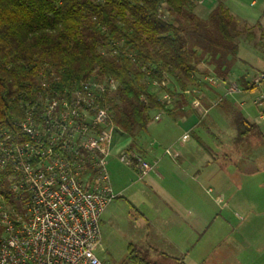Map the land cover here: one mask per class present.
Wrapping results in <instances>:
<instances>
[{"label":"trees","instance_id":"obj_1","mask_svg":"<svg viewBox=\"0 0 264 264\" xmlns=\"http://www.w3.org/2000/svg\"><path fill=\"white\" fill-rule=\"evenodd\" d=\"M163 1L172 20L160 16ZM193 5V0H0V124L22 117L21 93L45 64L54 63L65 82L92 74L115 78L118 130L129 135L147 130L150 110L167 109L162 92L183 93L196 82L204 58L215 64L216 76L226 77L238 39L247 32L222 2L207 19L195 14ZM168 77L175 90H168ZM241 79L244 89H264V79ZM235 122L239 141L256 130L239 112ZM0 191L6 192L5 170ZM131 257L136 264H156L136 249Z\"/></svg>","mask_w":264,"mask_h":264},{"label":"built area","instance_id":"obj_2","mask_svg":"<svg viewBox=\"0 0 264 264\" xmlns=\"http://www.w3.org/2000/svg\"><path fill=\"white\" fill-rule=\"evenodd\" d=\"M160 16L172 20L165 1ZM39 75L20 95L22 117L0 124V170L6 171L0 264H105L96 249L102 215L118 196L109 170L118 131L112 108L118 81L92 74L65 82L54 63L45 64ZM263 79L261 73L254 80ZM239 89L233 80L227 93ZM160 99L169 106L174 96L163 91ZM256 101L264 116V95ZM193 106L201 107L200 100ZM117 157L140 175L156 166L132 147Z\"/></svg>","mask_w":264,"mask_h":264},{"label":"crops","instance_id":"obj_3","mask_svg":"<svg viewBox=\"0 0 264 264\" xmlns=\"http://www.w3.org/2000/svg\"><path fill=\"white\" fill-rule=\"evenodd\" d=\"M219 2L248 24L245 40L238 39L239 52L231 71L224 78L216 76L215 64L204 58L194 75L195 83L183 93L177 90L166 110H150L147 130H136L133 135L119 130L115 134V153L127 143L126 146L138 150L156 166L148 174L140 175L113 155L109 162L111 184L118 194L116 198L121 200H112L103 214L107 219H116L126 203L132 204L137 209L140 238H147L154 251L175 259L192 256L206 239L204 244L207 241L214 244L210 252H220L223 259L232 260L231 264H264V238H253L255 235L211 238L224 231L225 223L237 233V226L227 221L226 214L220 213V208L227 209L218 203L220 199L227 197L230 201L242 189H249L250 194L261 199L264 196V116L262 106L256 101L258 95L253 94L259 90V95H264V89L261 86L244 89L242 76L255 80L245 73L235 77L239 64L259 61L251 50L256 38L251 39L248 32L255 35L249 24L260 22L240 13L237 0H195L193 11L207 19ZM256 4L257 0L251 1V5ZM241 39L246 41L244 48L240 45ZM209 77L221 81L212 83ZM233 80L239 83L240 89L228 94V83ZM227 95L232 98L227 99ZM196 98L201 107L193 106ZM236 112L249 119L256 129L241 141L237 140ZM233 147L238 158L246 159L248 165H237ZM167 148L173 153H168ZM254 202L257 206L258 199ZM254 204V210L259 209ZM219 220L222 222L217 224ZM215 224L218 231L212 235L210 228Z\"/></svg>","mask_w":264,"mask_h":264},{"label":"rangeland","instance_id":"obj_4","mask_svg":"<svg viewBox=\"0 0 264 264\" xmlns=\"http://www.w3.org/2000/svg\"><path fill=\"white\" fill-rule=\"evenodd\" d=\"M251 1L252 0H237V7L240 6V13L253 18L255 21L259 20L260 22L254 25L249 24V29H252L255 32L256 38L255 43L251 42V50L254 58L259 59V61L256 60V63L244 62L242 64H239L237 68L238 70L236 69L235 77L237 75L245 73V75H248L250 78L255 79L258 78V76L262 72H264V0H257L256 5H251ZM240 22L241 27H243L245 24L244 28L246 29L248 24L246 22ZM244 35L245 34L240 36V38L244 39ZM242 39L240 45L242 48H244V46L246 45V41H244L245 39ZM38 75L36 76V79ZM166 86H168V90H170L171 88H174V90L176 89V83L171 77H168ZM204 90L205 89H203V91ZM259 92V90H255V92L253 93L258 95L257 99L261 97L259 95ZM230 98H232V96L227 95V99ZM126 145L127 143H124V145H122L123 147H120V149L116 153L113 150V155H118L120 150L130 147ZM235 147L237 149V143ZM235 147H233L232 150L233 153L237 155V150L236 152H234ZM233 153L227 154L226 156L228 157L230 155H233ZM226 156H224L223 158H225ZM236 157L237 165H248L246 163V159H240L238 158V155ZM111 166H109L110 172ZM238 183L239 181H237V184ZM255 198L258 199V203H256L257 206L254 204ZM116 199L121 200V197L115 198L114 200ZM229 199L230 201L226 197L225 199L218 201L219 204L224 205V207L226 205L227 208L225 209L226 211L221 208L219 209V211L223 215L226 214L225 216L227 217V221H231L233 226H237V233L232 230L233 227L225 223L224 231L220 232L218 237L211 236V238H249L252 235H255L253 238H264V196L263 199H261L259 195L255 196L250 194L249 189L247 191L242 189L237 192V196H233ZM211 202L213 201L211 200ZM253 204L259 209L254 210ZM229 209H231V211H229ZM136 214L137 209L132 206V204L128 203H126V207L120 212L119 217L116 219H107L103 214V220H101L102 242L101 246H98V248L96 249V252L105 262V264H136L134 262V258L131 257L132 249L141 251L148 260L156 264H231L232 260L223 259L220 252L215 254L211 253L210 251L214 247V244L208 241L204 244L203 241L206 239H204L199 244V249L197 250V252L192 256L187 257L186 259H175L172 256H166L154 251V249L151 248L150 244H148V242L146 241L147 238H140V223L137 222ZM221 222L222 220H219L217 224ZM215 228L216 224L213 227L211 226L210 234L215 235V233H217L218 228Z\"/></svg>","mask_w":264,"mask_h":264}]
</instances>
